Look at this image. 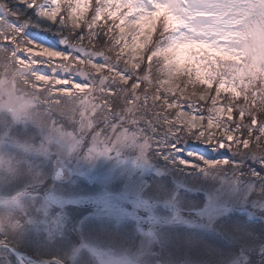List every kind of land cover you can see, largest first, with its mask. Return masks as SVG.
Returning <instances> with one entry per match:
<instances>
[{"label": "rangeland", "instance_id": "rangeland-1", "mask_svg": "<svg viewBox=\"0 0 264 264\" xmlns=\"http://www.w3.org/2000/svg\"><path fill=\"white\" fill-rule=\"evenodd\" d=\"M3 3L13 15L0 16L25 38L42 28L58 45L43 47L74 49L37 14L50 0ZM54 116L59 131L22 88L0 96V246L41 264H264V152L195 138L164 149L161 137V151L90 156L93 130L79 136V124ZM32 261L0 248V264Z\"/></svg>", "mask_w": 264, "mask_h": 264}, {"label": "snow or ice", "instance_id": "snow-or-ice-1", "mask_svg": "<svg viewBox=\"0 0 264 264\" xmlns=\"http://www.w3.org/2000/svg\"><path fill=\"white\" fill-rule=\"evenodd\" d=\"M50 3L37 14L65 29L61 43L74 49L45 48L57 37L29 23L41 30L27 39L0 16V96L22 88L54 131V113L79 124V136L93 130L90 156L128 145L161 151V137L164 149L195 138L264 152V0ZM0 9L13 15L3 0Z\"/></svg>", "mask_w": 264, "mask_h": 264}, {"label": "water", "instance_id": "water-1", "mask_svg": "<svg viewBox=\"0 0 264 264\" xmlns=\"http://www.w3.org/2000/svg\"><path fill=\"white\" fill-rule=\"evenodd\" d=\"M0 248L2 249H7L8 251H10L18 260L22 261V262H25V261H32L30 258L26 257L25 255H23L22 253L18 252L16 249H14L13 247L11 246H7V245H2L0 246ZM34 262V264H41V263H38V262H35V261H32Z\"/></svg>", "mask_w": 264, "mask_h": 264}]
</instances>
